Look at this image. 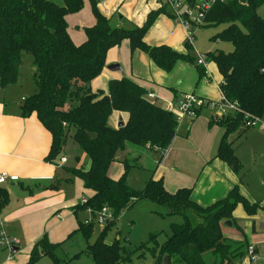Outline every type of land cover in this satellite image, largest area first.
Masks as SVG:
<instances>
[{
	"label": "trees",
	"instance_id": "trees-1",
	"mask_svg": "<svg viewBox=\"0 0 264 264\" xmlns=\"http://www.w3.org/2000/svg\"><path fill=\"white\" fill-rule=\"evenodd\" d=\"M88 1L94 23L83 28L84 40L74 44L67 32L66 16L79 11L83 0H61L60 3L0 0V86L17 82L23 59L30 54L34 90L23 98L20 114L26 117L35 112L51 136L45 160L57 165V172L53 183L45 188L58 189L62 182L77 178L90 192L71 208L75 217L77 212L86 210L90 217L84 220L76 217V228L62 241L50 242L43 234L31 246L24 264H35L42 256L50 257L53 264H65L66 259L59 258L56 250L77 233L88 239L96 213L103 207L111 211L112 219L80 252L88 255L92 264H130L132 255L143 249H148L151 264H233L245 255L248 244L245 240L224 237L221 222H233L237 204L246 214L253 215L258 203H250L237 186L223 198L201 206L191 199L190 188L169 192L161 178L151 175L141 189L128 185L127 171L138 165L136 159L124 153L126 142L154 153L158 163L176 134V112L150 100L145 88L128 77L110 79L107 92L92 91L87 86L101 73L108 49L123 40H128L131 51L144 52L164 71L170 70L180 58L196 64L189 46L182 54L165 44L145 43L146 30L163 8L149 11L142 25L125 28L112 26L110 17L98 8L97 0ZM196 1L186 0L190 6ZM262 3L264 0L217 1L205 12L199 25L222 26L211 39L231 45V49L205 54V59L216 64L221 75L222 96L237 108L211 119L223 129L215 157L237 173L242 165L228 136L250 128L247 124L250 118L264 115V18L257 13ZM195 66L204 75V68ZM122 113L126 114L122 125L111 126L109 119ZM69 140L86 155V166L59 163ZM118 153L124 154L117 160ZM74 160L78 161L77 155ZM116 161L121 164L122 172L113 178L110 168ZM8 201V192L0 185V211ZM138 201L153 203L163 208L166 215L176 214L181 222L170 224L162 242L156 240L157 234L135 248L125 246L118 234L112 241H106L105 234L114 220ZM193 217L197 219L195 223L191 221ZM151 241L152 245L148 246Z\"/></svg>",
	"mask_w": 264,
	"mask_h": 264
},
{
	"label": "crops",
	"instance_id": "crops-1",
	"mask_svg": "<svg viewBox=\"0 0 264 264\" xmlns=\"http://www.w3.org/2000/svg\"><path fill=\"white\" fill-rule=\"evenodd\" d=\"M149 1L97 0L99 6L101 5V12L110 17L112 26H116L112 23V17L116 13L118 21H121L118 25L127 26L126 28L139 26L140 22L145 21L151 10L159 8L165 10V7L154 0H151L154 2L150 4ZM86 3L87 0H83V5ZM69 15L66 16L67 25ZM86 15L85 13V18ZM93 23L94 18L92 22L82 24L81 30ZM74 26L78 27V25ZM67 32L74 44H79L85 38L84 31L81 37L76 35L78 38L69 33V30ZM128 47H130L128 40H123L118 46L109 48L101 73L92 79L87 86L92 91L103 90L107 92L110 79L128 77L145 88L147 97L148 94H153V97H148L150 100L164 109L175 112V103L184 91L177 92L172 89L173 92L168 90L169 93L163 92L162 96L159 97L160 90L154 91V86L140 77L141 75L138 73L142 66L148 65L149 67L145 58L141 54H136V62L134 64L130 62L129 65L127 61L121 59L120 51L127 50ZM148 60L150 61L149 58ZM150 63L153 62L150 61ZM112 64L119 65L120 70L108 69L107 66ZM24 97L26 96H21L20 101L15 102L0 97V173L16 175L18 178L1 185V187L6 188L9 201L0 211V221L8 234L19 238L23 250L27 253V260L31 246L43 234L50 242L62 241L69 232L76 228V217L78 218L79 214H84L82 220L90 217L87 210L77 212L76 217L71 210L72 206L81 202L90 192L83 188L79 179L72 192L67 188L68 183H72V179L62 182L58 189L45 188L49 183H53L57 172V165L45 160L50 148L51 136L38 120L35 112L26 117L21 116L22 98ZM214 114L213 108L203 107L199 109L195 118H180L176 127V134L163 151L158 163L156 155L145 148L137 146L136 153L145 155L139 156L145 162V166L151 165L148 168V170L152 169L149 174L153 178H161L167 191L174 192L182 187L190 188L191 199L201 206H207L223 198L233 186H237L240 194L250 203H258L245 189L243 170L241 169L238 173L234 172L224 161L215 157L223 129L211 121ZM125 120L126 114H114L109 119V123L111 126H118L119 122L123 123ZM249 129H239L240 132L235 131L228 136V140L235 147V155L240 163L241 160L237 154L238 148L247 139ZM234 140H240L239 145H233ZM67 149L66 145L65 153ZM129 149L132 150L131 147ZM124 153L129 154L126 152V144ZM124 153H118L117 160ZM75 156V153L69 154L68 157L64 155L66 158L64 164L78 165L74 160ZM258 159L264 163V151L258 154ZM121 172V164L117 161L114 162L110 168L111 177L117 178ZM148 178L145 179V182ZM259 184L263 185L264 180L262 179ZM76 200L78 201L76 202ZM262 212L260 216L248 215L243 212L248 217L245 218L239 208L236 207L235 211L233 210V222L229 220L231 225L224 224L226 220L221 222L222 235L223 229L227 226H234L236 229L235 235H232V230H227L229 235H223L224 237L232 240H245L247 244L249 240V243L255 247L257 258L253 263L264 261V216ZM125 213L126 210L118 219ZM88 214L89 216H87ZM236 216L243 217L240 219L242 220L241 224L237 223ZM256 220L259 221V228ZM245 226H247V230ZM247 233L252 235L248 239ZM239 259H236L233 264H244Z\"/></svg>",
	"mask_w": 264,
	"mask_h": 264
},
{
	"label": "rangeland",
	"instance_id": "rangeland-1",
	"mask_svg": "<svg viewBox=\"0 0 264 264\" xmlns=\"http://www.w3.org/2000/svg\"><path fill=\"white\" fill-rule=\"evenodd\" d=\"M56 3H60L61 0H52ZM154 1H149V4ZM154 4V3H153ZM98 8L101 9V5L97 4ZM85 13L86 18H85ZM257 13L264 18V3L260 4L257 8ZM112 23L116 26L121 21H118V15L115 13L112 17ZM93 15L90 9L89 1L82 6V8L71 13L68 18L67 30L69 33L73 34L74 37H81L83 35V30H81V25L87 22H92ZM144 22V21H143ZM140 22V25L143 24ZM123 23V21H122ZM78 25V27L74 26ZM112 25V24H111ZM125 28L127 26H124ZM222 26H195L193 30L192 40L187 41V33L183 25L176 21L172 17L170 8L165 7L164 11H161L153 22L150 24L146 30L143 40L145 43L151 46H157L165 44L170 46L173 50L178 53H185L187 46L190 48V53L194 60L198 58V53L207 54L214 53L216 50H228L231 49V45L224 41H213L212 36L217 33ZM78 38V37H77ZM133 52V53H132ZM136 54H141L148 65L142 66V69L138 72L140 77H143L149 81L154 86V91L160 90V96L163 92H173V90L179 92L184 91L186 93H193L200 98L211 102H217L220 100L219 90L216 89V85L221 84V75L217 69L214 61L207 60L206 69L211 76L201 75L199 69L195 66V62H186L183 59H178L172 68L168 71H164L158 68L153 63H150L146 54L140 50L131 51L130 47L127 50H121V59L128 62H136ZM31 55L26 54L23 63L20 67V77L14 84H9L5 87L0 86V97H4L9 101H20L21 96H28L34 90V84L32 81V69H30ZM142 73V74H141ZM173 89V90H172ZM264 121V115L260 118ZM117 125V124H116ZM237 133L240 131H236ZM242 139V138H241ZM240 139V140H241ZM240 140H234L233 145H239ZM68 149L66 150L67 157L69 154L75 153L78 157V166H84L86 164V155L77 148L71 140L67 142ZM129 147L132 148L129 149ZM137 145L131 142H126V152L130 158L136 159L138 166L130 167L126 174V182L128 185L135 189H141L145 184V179L149 177L148 170L151 165L145 166L139 152L136 153ZM237 154L242 163V170L244 175V186L246 191L249 192L255 201L258 202V207L254 215L260 216L261 211L264 207V184H259L260 181L264 180V163L260 162L258 159V154L264 151V132L258 127H250L247 133V139L239 146ZM133 152V153H132ZM135 155V156H134ZM140 155V156H139ZM151 161L149 162V164ZM155 166V165H154ZM112 167V165H111ZM74 182V183H73ZM78 182L77 178L72 179V183H68V190L72 192L75 189V183ZM86 195V194H85ZM78 200H76L77 202ZM236 207L239 208L241 214L245 216V212L240 204ZM235 207V209H236ZM234 209V211H235ZM164 209L155 206L153 203L148 202H135L132 203L130 207L126 210V213L121 216L118 220H114V225L107 230L105 234L106 241H112L113 238L118 234L121 240H124L125 246L129 248H135L142 242L150 241L149 238L153 234L156 235V240L162 242L166 234L169 233V227L171 223H180L181 217L173 214H164ZM236 213V212H234ZM84 214H79L78 218L82 220ZM89 216V214L87 215ZM237 217V216H236ZM243 217H237V223H242ZM245 218H248L245 216ZM191 220L193 223L197 219L194 217ZM75 222V219H73ZM240 223V224H241ZM257 227H260L259 221L256 220ZM103 224L99 223L96 218H94L93 231L88 239H85L80 233L73 235L71 238L66 239L61 246L56 250V255L61 259H66L65 264H92V261L88 255L85 253H80L87 245V243H92L96 236L99 234ZM264 226V223H263ZM224 228V227H223ZM247 230V226H245ZM227 230H232V235H235L236 229L234 226L223 229V235H229ZM227 233V234H226ZM247 239L252 236L247 233ZM148 246L152 245V241L147 243ZM248 245H252L249 243ZM18 250L15 252H10L7 248L0 247V264H24L26 260L27 253L23 250L21 242L18 246ZM148 250V249H147ZM146 249L140 250L134 253L131 257L130 264H151V257L147 253ZM28 251V250H27ZM80 253L77 257H73L75 254ZM139 254V258L137 255ZM244 264H264V261L253 263L247 255L240 258ZM35 264H53L52 260L48 256H42L37 260Z\"/></svg>",
	"mask_w": 264,
	"mask_h": 264
},
{
	"label": "built area",
	"instance_id": "built-area-1",
	"mask_svg": "<svg viewBox=\"0 0 264 264\" xmlns=\"http://www.w3.org/2000/svg\"><path fill=\"white\" fill-rule=\"evenodd\" d=\"M163 7H168L171 10L172 17L180 22L186 33L187 41L192 40L193 30L195 26H199L202 20V16L209 9V7L217 1L223 0H197L193 6H190L186 0H154ZM206 59L205 54L198 53V58L196 59V64L204 68V74L209 75L206 69ZM217 89L220 93V100L217 102H211L203 98H199L193 93H183L180 98L175 103V112L178 120L182 117L195 118L197 116V110L202 107H210L215 110V117L224 116L229 111L237 110L235 103H231L223 98V94L220 91V85H217ZM148 97H153V94H148ZM23 99V98H22ZM245 117H248L245 115ZM251 127H258L264 132V121L260 118H250L247 122ZM66 158L62 156L59 160L61 164L65 163ZM16 175H7L5 173H0V185L6 183L7 181L17 180ZM83 201V200H82ZM88 211V210H87ZM264 216V211L262 212ZM97 221L101 224H105L107 221L112 219V213L106 207H103L100 211L96 213ZM20 240L19 238L10 235L4 229L2 222L0 221V247L7 248L12 252V247L19 248ZM251 261H256L257 253L253 245H248L246 247V253Z\"/></svg>",
	"mask_w": 264,
	"mask_h": 264
},
{
	"label": "water",
	"instance_id": "water-1",
	"mask_svg": "<svg viewBox=\"0 0 264 264\" xmlns=\"http://www.w3.org/2000/svg\"><path fill=\"white\" fill-rule=\"evenodd\" d=\"M107 67H108V69H112V70H120V66L117 64H112V65H109ZM121 125H122V123L119 122L118 126H121ZM224 224L231 225L229 220L224 221ZM16 250H18L17 247H12V252H15ZM163 259L166 260V256H163Z\"/></svg>",
	"mask_w": 264,
	"mask_h": 264
}]
</instances>
